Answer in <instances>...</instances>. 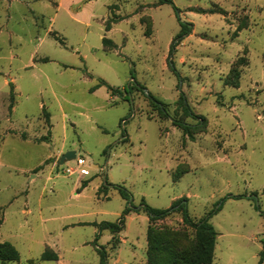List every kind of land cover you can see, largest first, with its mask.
<instances>
[{"label": "rangeland", "instance_id": "obj_1", "mask_svg": "<svg viewBox=\"0 0 264 264\" xmlns=\"http://www.w3.org/2000/svg\"><path fill=\"white\" fill-rule=\"evenodd\" d=\"M171 1L0 0V245L19 253L0 264H100L102 248L108 264H148L150 225L181 232L175 246L198 254L182 212L125 215L114 248L97 225L143 200L210 218L212 264H258L264 0ZM181 23L192 32L177 38Z\"/></svg>", "mask_w": 264, "mask_h": 264}, {"label": "trees", "instance_id": "obj_2", "mask_svg": "<svg viewBox=\"0 0 264 264\" xmlns=\"http://www.w3.org/2000/svg\"><path fill=\"white\" fill-rule=\"evenodd\" d=\"M169 3L173 4L171 0H160V4ZM178 12V10L176 9ZM181 33L177 38H183L185 36H189L192 32V25L189 23H181ZM173 48V46H172ZM172 52V50H171ZM106 86L112 95H120L122 94L121 90L114 89L113 87L101 83L100 87ZM127 93V89H124ZM155 102L158 103L161 114L168 117V112L165 108V104L152 98ZM180 102L185 106V112L188 116H194L186 102V100L181 96ZM205 119L200 117V121L196 125L197 127H202L205 124ZM179 126L184 128L185 130H189L192 126L187 125L181 121H176ZM83 188L87 186V182L83 183ZM115 187V186H114ZM109 188L108 183H106L102 187V192H107ZM119 190L122 198L127 201L130 200V193L123 187H115ZM133 211H142L146 213L149 217L151 223L156 221H163L166 218L170 217L174 213L182 212L184 222L195 228L198 235L199 244V252L195 256L191 257L187 250H183L181 248H177L175 246V240L179 237H182L181 232H176L169 230L167 228H155L153 226H149L147 240H148V264H212L216 246V237L217 233L210 223V218H205L200 222L195 223L189 215L187 206L182 204V202L174 203L170 208L161 210L156 209L149 206L145 200L141 202V206L139 209L133 208L132 205L123 213L122 218L118 223L112 222H102L98 224L99 231L108 230L113 235L112 245L115 248L120 240L116 237L123 228H124V216L130 214ZM262 250L259 255L258 264H264V239L261 241ZM101 261L100 264H108V253L105 248L98 250ZM0 259L1 261L11 262L19 260L18 251L10 244L4 243L0 245ZM43 260H57V255H50L48 253H44L42 255Z\"/></svg>", "mask_w": 264, "mask_h": 264}, {"label": "water", "instance_id": "obj_3", "mask_svg": "<svg viewBox=\"0 0 264 264\" xmlns=\"http://www.w3.org/2000/svg\"><path fill=\"white\" fill-rule=\"evenodd\" d=\"M77 156L75 151H70L65 153L62 157H61V163H64L65 161H71L73 159H75Z\"/></svg>", "mask_w": 264, "mask_h": 264}, {"label": "built area", "instance_id": "obj_4", "mask_svg": "<svg viewBox=\"0 0 264 264\" xmlns=\"http://www.w3.org/2000/svg\"><path fill=\"white\" fill-rule=\"evenodd\" d=\"M79 163H80V164H82V163H83V161H82V160H79Z\"/></svg>", "mask_w": 264, "mask_h": 264}]
</instances>
